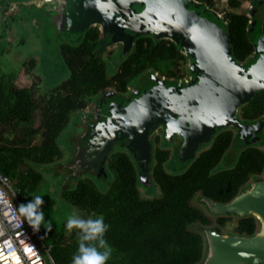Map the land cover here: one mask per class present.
I'll return each mask as SVG.
<instances>
[{"label":"trees","instance_id":"trees-1","mask_svg":"<svg viewBox=\"0 0 264 264\" xmlns=\"http://www.w3.org/2000/svg\"><path fill=\"white\" fill-rule=\"evenodd\" d=\"M198 1L217 11V0ZM243 5V0H227L228 9L223 10L220 22L230 33L236 61L247 64L255 55V47L247 30L251 19L249 10L239 12ZM210 10L208 15H211ZM8 15V20H14L9 12ZM0 23L4 26L0 33V58H3L9 44V23L2 20ZM101 33L99 27H91L84 34H75L81 38L79 44L62 45L61 54L69 77L51 90L43 89L42 99L35 97L34 84L23 85L25 74L7 80L0 75V124L3 128L0 130V170L19 190H16L19 199L27 192H36L44 182V172L38 167H51L55 173L60 169L59 164L65 165V149L68 155L74 152L77 138L74 126L83 125V117L88 119L89 116L87 109L103 93L110 90L124 97L130 93L129 87H138L152 72L176 81L189 75L188 57L180 46L168 39L146 35L135 40L134 50L123 54L122 63L111 75L97 48L102 35L105 38ZM106 36L110 39L111 33ZM25 63L34 68L38 61L31 58ZM77 114L80 119L72 122ZM262 116L264 91L240 108L244 124L253 123ZM70 125L71 134L69 132L62 145L61 137ZM17 129L23 133L15 132ZM259 135L264 138V130ZM252 138L246 144L234 126L218 127L211 140L197 149L196 157L189 158V167L182 174L169 172L167 165L175 158L188 159L179 157L178 150H171V142L165 138L164 146L154 145L152 161L146 166L138 163L123 144H118L106 162L95 169L88 167L78 171L75 179L61 180V198L71 209L82 213L83 218L103 215L108 225L105 238L113 247L107 264H200L207 245L200 228L216 227L223 233L242 237L253 236L258 231V220L254 216L213 214L204 210L197 200L203 196L219 204H228L254 178L264 174V148L252 143L256 137ZM240 142L245 144L237 151L235 165L219 169L225 156ZM124 143L127 146V142ZM107 168L112 173V181L109 189L103 191L94 178L99 174L103 176L100 170ZM140 183L157 187L159 194L153 198L143 196ZM230 217L238 221L233 230L226 232ZM65 222L66 218H61L52 223L51 230L42 224L37 231L40 234L38 243L51 248L55 264H71L77 247L78 230L66 232Z\"/></svg>","mask_w":264,"mask_h":264},{"label":"water","instance_id":"water-1","mask_svg":"<svg viewBox=\"0 0 264 264\" xmlns=\"http://www.w3.org/2000/svg\"><path fill=\"white\" fill-rule=\"evenodd\" d=\"M21 5L42 10L51 23L72 35L91 27L109 31V45L120 46L124 55L134 50L138 37L146 35L174 42L188 57L185 80L152 72L138 87H131L128 96L118 97L110 90L103 93L92 105V120L84 118L83 132L70 156L73 162L65 167L93 170L106 162L120 140L146 166L152 161L153 138L158 133L179 144V157L189 159L222 125L234 126L242 138L246 132L264 130V116L250 124L240 119V108L264 91V0L249 9L247 30L255 55L247 64L236 61L221 15L198 0H30L13 4L10 14ZM197 200L213 214L258 220L257 233L249 237L216 227L200 228L207 244L200 264H264V174L228 204L203 196Z\"/></svg>","mask_w":264,"mask_h":264},{"label":"rangeland","instance_id":"rangeland-1","mask_svg":"<svg viewBox=\"0 0 264 264\" xmlns=\"http://www.w3.org/2000/svg\"><path fill=\"white\" fill-rule=\"evenodd\" d=\"M29 1L30 0H0V20H2V22L9 23L10 20H8V12L10 13V7L15 3L26 4ZM243 1V8L240 9L239 12L248 11L253 5H257L258 2V0ZM6 3H8L7 9ZM216 5L217 12L221 15V17H223V10L228 9L227 0H217ZM5 10H7V12ZM13 17L14 20L10 21L8 24L9 28L7 30V37L9 36L7 38L9 44L5 49L7 55L3 58H0V75L3 79L7 80L9 78H14V76L25 74L23 85L29 86L34 84L33 90L35 92V97L37 99H42L43 89L51 90L69 77L68 69L65 66L66 64L61 54L62 45H68L69 43L79 44L81 42V38L79 36L70 35L67 34V32L61 31L55 24L48 20L46 13L36 7H26L21 5ZM3 28V24L0 23V33L3 31ZM108 32L109 31H102L101 35L105 34V38L102 35L103 39L98 41L97 48L99 55L104 57V61L108 66L109 74L112 75L117 71L120 64L122 63L123 51L120 46L111 47L109 45L111 38L109 39L108 36H106V33ZM31 58H35V60L38 61L36 67L34 68L27 67L25 63L31 60ZM35 84H37V86ZM88 110L89 108L87 109V112ZM72 119V122L79 120L80 114L74 115ZM34 126L37 125L34 124ZM74 127L76 129V126ZM2 129V125L0 124V130ZM70 131L71 125L61 137L60 142L62 145ZM15 132L19 134L23 133V131L20 129H17ZM82 132V128L78 127L74 132V135L79 137ZM252 137H256L252 143L264 148V138H261L259 133L250 134V132H246V137L243 138L245 140L244 142L248 144V140L253 139ZM244 142L236 143L235 149L225 156L219 165V169H229L235 165L236 156L238 154L237 151L242 149L244 146L243 144H245ZM169 145L176 146L173 143H170ZM176 150L179 152V148H176ZM71 154L72 153L68 155L65 149L66 159L64 160L65 162H63V164L66 165L67 163L70 164L73 162L70 157ZM188 161L190 160L188 159L180 161L179 159L175 158V161H170L167 165L169 172L173 174L184 173L189 167ZM50 168L51 167L44 169L42 167L37 168L38 170H42V172H44V182L36 192H27L21 196V199H19L17 194V191L19 190L15 189V186L12 183V188L14 191L13 194L15 195L14 198H12L13 194H10V196L12 199H14V203L19 206L29 202L33 196L41 195L43 200L41 209L45 214V220L55 223L56 221L61 220V218L67 219L69 212L73 211V209H71L61 198L60 190L62 183H60V181H67L64 179L63 173H59L61 168L55 173L51 171ZM100 172L104 173L103 176H100L99 174V176H96L94 179L96 180L100 189L107 191L112 181V173L109 168H107L105 171H102L101 169ZM139 187L142 195L145 197L153 198L159 194L157 187L145 185L143 183H140ZM201 206L204 210L208 211L203 205ZM79 215L83 218L82 213H79ZM229 220L230 222H228L226 232H228V230H233L235 223L238 221V219L235 217H230ZM49 263L51 264L50 261Z\"/></svg>","mask_w":264,"mask_h":264},{"label":"built area","instance_id":"built-area-1","mask_svg":"<svg viewBox=\"0 0 264 264\" xmlns=\"http://www.w3.org/2000/svg\"><path fill=\"white\" fill-rule=\"evenodd\" d=\"M13 193L10 178L0 170V264H55L51 248L38 243L39 233L19 212Z\"/></svg>","mask_w":264,"mask_h":264},{"label":"clouds","instance_id":"clouds-1","mask_svg":"<svg viewBox=\"0 0 264 264\" xmlns=\"http://www.w3.org/2000/svg\"><path fill=\"white\" fill-rule=\"evenodd\" d=\"M91 110H92V106ZM42 196L35 195L32 199L18 206L19 212L25 217L33 231H39L42 224L51 230L52 223L45 220V214L41 209ZM66 232L78 230L77 247L71 258V264H107L113 253V247L105 238L108 225L102 214L95 217L82 218L74 209L64 224Z\"/></svg>","mask_w":264,"mask_h":264},{"label":"flooded vegetation","instance_id":"flooded-vegetation-1","mask_svg":"<svg viewBox=\"0 0 264 264\" xmlns=\"http://www.w3.org/2000/svg\"><path fill=\"white\" fill-rule=\"evenodd\" d=\"M111 36H112V34H111ZM189 76V75H188ZM187 76V77H188ZM185 79H187V78H185ZM184 79V80H185ZM132 87V86H131ZM131 87H129V90H130V88ZM133 88H135V87H133ZM130 93H131V91H130ZM130 93L129 94H127L126 96H128V95H130ZM88 112H89V116H88V119L89 120H92V114H93V109L91 110L90 109V107H89V110H88ZM87 119V118H86ZM78 127H81L82 128V130H83V125H82V123H80V124H77L76 125V129L78 128ZM164 135L162 134V133H158V134H156L155 136H154V138H153V143H154V145H160V146H164L163 145V141H164ZM250 140H252V139H250ZM170 142H171V144L173 143L171 140H169ZM123 143H121V140L120 141H118L117 143H116V145H118V144H120L121 146H122V144L125 146V148H126V144L124 143V141H122ZM174 144V143H173ZM179 144H177L176 146H174V145H171V150H175L176 151V148L178 149L179 148ZM116 147V146H115ZM114 147V148H115ZM62 166H64V167H62ZM59 167L61 168L60 170H61V173H63V177L66 179V180H71V179H75L76 177H77V175H78V173L79 172H81L82 171V169H84V170H86V168L87 167H85V168H81V169H77V170H75L74 172H73V169H71L70 167H65V165H60L59 164ZM79 171V172H78ZM67 177V178H66Z\"/></svg>","mask_w":264,"mask_h":264}]
</instances>
